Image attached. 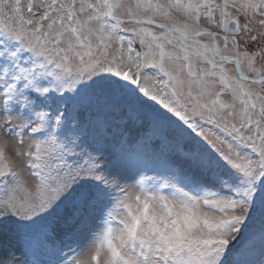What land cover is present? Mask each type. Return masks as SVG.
<instances>
[{"label":"snow or ice","instance_id":"snow-or-ice-1","mask_svg":"<svg viewBox=\"0 0 264 264\" xmlns=\"http://www.w3.org/2000/svg\"><path fill=\"white\" fill-rule=\"evenodd\" d=\"M0 264H264V0H0Z\"/></svg>","mask_w":264,"mask_h":264}]
</instances>
